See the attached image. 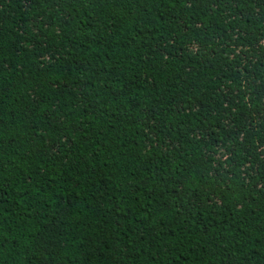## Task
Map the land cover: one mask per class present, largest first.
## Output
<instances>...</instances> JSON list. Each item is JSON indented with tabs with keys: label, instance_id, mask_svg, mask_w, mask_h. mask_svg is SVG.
Returning a JSON list of instances; mask_svg holds the SVG:
<instances>
[{
	"label": "trees",
	"instance_id": "1",
	"mask_svg": "<svg viewBox=\"0 0 264 264\" xmlns=\"http://www.w3.org/2000/svg\"><path fill=\"white\" fill-rule=\"evenodd\" d=\"M0 264H264V0H0Z\"/></svg>",
	"mask_w": 264,
	"mask_h": 264
}]
</instances>
